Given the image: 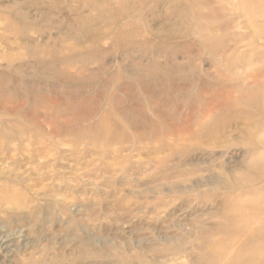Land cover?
I'll return each instance as SVG.
<instances>
[{"label":"rangeland","instance_id":"1","mask_svg":"<svg viewBox=\"0 0 264 264\" xmlns=\"http://www.w3.org/2000/svg\"><path fill=\"white\" fill-rule=\"evenodd\" d=\"M0 264H264V0H0Z\"/></svg>","mask_w":264,"mask_h":264},{"label":"bare ground","instance_id":"2","mask_svg":"<svg viewBox=\"0 0 264 264\" xmlns=\"http://www.w3.org/2000/svg\"><path fill=\"white\" fill-rule=\"evenodd\" d=\"M139 128V127H138ZM138 131V130H137ZM137 133V132H136Z\"/></svg>","mask_w":264,"mask_h":264}]
</instances>
